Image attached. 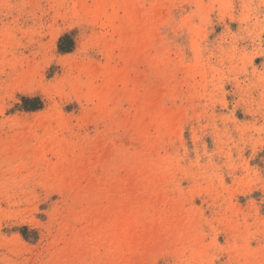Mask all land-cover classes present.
<instances>
[{
    "label": "rangeland",
    "instance_id": "1",
    "mask_svg": "<svg viewBox=\"0 0 264 264\" xmlns=\"http://www.w3.org/2000/svg\"><path fill=\"white\" fill-rule=\"evenodd\" d=\"M0 264H264V0H0Z\"/></svg>",
    "mask_w": 264,
    "mask_h": 264
},
{
    "label": "trees",
    "instance_id": "2",
    "mask_svg": "<svg viewBox=\"0 0 264 264\" xmlns=\"http://www.w3.org/2000/svg\"><path fill=\"white\" fill-rule=\"evenodd\" d=\"M66 40L68 41V35L65 34L64 36H62L60 38V41H59L60 42V44H59L60 49L63 50V51H68V50L71 49V45H72L71 44L72 43L71 41H68L69 44H67L65 46H62L63 43ZM22 100H23V103H24L23 107L26 110L37 109V108H39L41 106V101L39 100L38 97H31V98H29V97H23ZM29 103H32V104H29Z\"/></svg>",
    "mask_w": 264,
    "mask_h": 264
}]
</instances>
